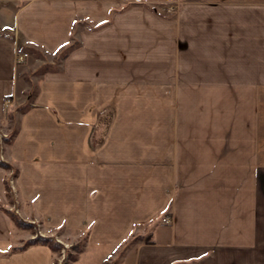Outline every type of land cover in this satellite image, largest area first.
I'll list each match as a JSON object with an SVG mask.
<instances>
[{
	"label": "crops",
	"instance_id": "1",
	"mask_svg": "<svg viewBox=\"0 0 264 264\" xmlns=\"http://www.w3.org/2000/svg\"><path fill=\"white\" fill-rule=\"evenodd\" d=\"M24 95L1 151L22 215L80 241L73 264H264V0H0V123ZM8 174L0 264H54L23 244Z\"/></svg>",
	"mask_w": 264,
	"mask_h": 264
},
{
	"label": "rangeland",
	"instance_id": "2",
	"mask_svg": "<svg viewBox=\"0 0 264 264\" xmlns=\"http://www.w3.org/2000/svg\"><path fill=\"white\" fill-rule=\"evenodd\" d=\"M23 1V0H21ZM208 6H214L218 8H209L212 9V13L208 14V16H211L212 19L216 22L218 20V23L223 29L219 30V32L222 35V40L224 42L225 40V34L226 32L228 33V38H229V46L227 47L228 52H229V57L231 59L230 62V72H235V56H236V43H235V37H236V14L235 11L225 13V9L227 8L224 3H221V7L216 5H208ZM169 10H163L160 9L162 13H167L174 15V8H169ZM227 29V30H226ZM220 37V35H218ZM223 51H219L218 53H224L225 52V46H222L221 48ZM64 51L56 54L54 56V62L53 65L57 67L64 55ZM42 67L38 66L35 70L33 71L32 69L28 72L29 76L28 79L30 81L28 82L30 85V88L27 89L28 93L29 91L34 94L33 92L35 91L36 87V81L37 77L40 76L45 69L48 67L45 65V63ZM41 64V65H42ZM49 68V67H48ZM34 72V73H33ZM30 100L26 98V95L22 96V101L20 103L16 104L13 106V108L8 106L9 108L7 109V115L8 118L5 122L0 123V159L4 164L7 166L8 170V178H7V186H8V193L10 194L11 198V211H13L14 215L16 216L15 218L19 220L18 225L22 228V230L25 233V239H23V244L28 245L31 243H47L55 247V261L54 264H73L76 255L78 254L79 248L81 247L80 241H78L76 238H66L59 230H47L44 227L43 222H41L40 219L38 218H26L22 215L21 212V206H20V200L18 198V191L15 185V179L14 175L16 172L15 165L10 161L6 153L1 151L2 146H6V144L11 142V139L13 138V135L15 134L18 126V119L19 115L22 111L25 110L27 106H29ZM140 236L139 234L135 235ZM136 240V238L130 239V241ZM46 241V242H44ZM22 244V245H23ZM133 244V242H132Z\"/></svg>",
	"mask_w": 264,
	"mask_h": 264
},
{
	"label": "built area",
	"instance_id": "3",
	"mask_svg": "<svg viewBox=\"0 0 264 264\" xmlns=\"http://www.w3.org/2000/svg\"><path fill=\"white\" fill-rule=\"evenodd\" d=\"M28 56H29V53L28 52H22V53H19V55H18V61L19 62H24L27 58H28ZM170 218H169V216H165L164 218H163V221L164 222H170ZM64 264V263H63Z\"/></svg>",
	"mask_w": 264,
	"mask_h": 264
},
{
	"label": "trees",
	"instance_id": "4",
	"mask_svg": "<svg viewBox=\"0 0 264 264\" xmlns=\"http://www.w3.org/2000/svg\"><path fill=\"white\" fill-rule=\"evenodd\" d=\"M16 221H18V222H19V220H18V219H16ZM44 242H46V241H44Z\"/></svg>",
	"mask_w": 264,
	"mask_h": 264
}]
</instances>
